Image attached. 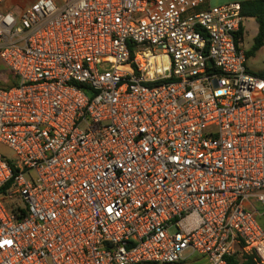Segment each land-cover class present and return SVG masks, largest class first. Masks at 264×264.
Returning a JSON list of instances; mask_svg holds the SVG:
<instances>
[{
  "label": "built area",
  "instance_id": "1",
  "mask_svg": "<svg viewBox=\"0 0 264 264\" xmlns=\"http://www.w3.org/2000/svg\"><path fill=\"white\" fill-rule=\"evenodd\" d=\"M6 1L0 264H264V79L240 4Z\"/></svg>",
  "mask_w": 264,
  "mask_h": 264
},
{
  "label": "rangeland",
  "instance_id": "2",
  "mask_svg": "<svg viewBox=\"0 0 264 264\" xmlns=\"http://www.w3.org/2000/svg\"><path fill=\"white\" fill-rule=\"evenodd\" d=\"M213 5V4H212ZM214 7V6H209ZM244 38H243V48L245 51L251 49L256 38L257 24L252 18H245L244 21ZM248 71L251 73H258L264 71V47L259 50L254 57H251L247 61ZM15 84V77L13 74L0 62V88H10ZM0 153L8 161L12 162L15 158L14 152L6 145L0 144ZM171 231L170 233H172ZM187 260L181 264H202L200 262L203 260L202 257L198 255H193L191 251H187L184 254Z\"/></svg>",
  "mask_w": 264,
  "mask_h": 264
},
{
  "label": "trees",
  "instance_id": "3",
  "mask_svg": "<svg viewBox=\"0 0 264 264\" xmlns=\"http://www.w3.org/2000/svg\"><path fill=\"white\" fill-rule=\"evenodd\" d=\"M240 6L242 16L245 18H253L258 24V34L254 40V44L251 49L246 51V57L248 60L249 58L254 57L256 53L264 47V0L245 1L242 2ZM241 34H243V29ZM252 74L264 79V71ZM259 221L264 228V218ZM230 261L232 264H256L252 258H247L241 261L231 259Z\"/></svg>",
  "mask_w": 264,
  "mask_h": 264
},
{
  "label": "crops",
  "instance_id": "4",
  "mask_svg": "<svg viewBox=\"0 0 264 264\" xmlns=\"http://www.w3.org/2000/svg\"><path fill=\"white\" fill-rule=\"evenodd\" d=\"M245 1H253V0H208V6L217 7V6H224L229 4H241L242 2ZM35 2L36 0H7L3 6V9L5 11L20 13L21 11L25 10ZM257 34H258V24H257L256 35Z\"/></svg>",
  "mask_w": 264,
  "mask_h": 264
}]
</instances>
